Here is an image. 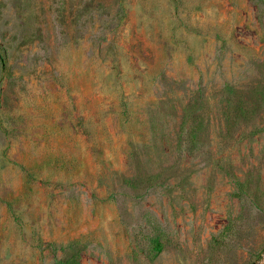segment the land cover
Listing matches in <instances>:
<instances>
[{"label":"rangeland","instance_id":"1","mask_svg":"<svg viewBox=\"0 0 264 264\" xmlns=\"http://www.w3.org/2000/svg\"><path fill=\"white\" fill-rule=\"evenodd\" d=\"M264 264V0H0V264Z\"/></svg>","mask_w":264,"mask_h":264},{"label":"trees","instance_id":"2","mask_svg":"<svg viewBox=\"0 0 264 264\" xmlns=\"http://www.w3.org/2000/svg\"><path fill=\"white\" fill-rule=\"evenodd\" d=\"M59 264H78V261L76 257H70L65 261L59 262Z\"/></svg>","mask_w":264,"mask_h":264}]
</instances>
